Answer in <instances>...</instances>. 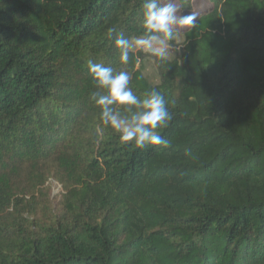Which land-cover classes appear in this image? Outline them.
<instances>
[{
    "label": "trees",
    "instance_id": "16d2710c",
    "mask_svg": "<svg viewBox=\"0 0 264 264\" xmlns=\"http://www.w3.org/2000/svg\"><path fill=\"white\" fill-rule=\"evenodd\" d=\"M143 4L0 0V264H264V0H208L178 57L122 64ZM89 61L164 95L167 148L102 123Z\"/></svg>",
    "mask_w": 264,
    "mask_h": 264
},
{
    "label": "clouds",
    "instance_id": "9594fccd",
    "mask_svg": "<svg viewBox=\"0 0 264 264\" xmlns=\"http://www.w3.org/2000/svg\"><path fill=\"white\" fill-rule=\"evenodd\" d=\"M179 13L175 0H144L143 34L132 38L120 34L115 39L120 62L127 64L130 51L134 49L164 60L171 50L168 41L175 40L178 35L174 27L183 28L196 21L192 14L183 16ZM88 72L98 89L91 94V99L100 108V118L105 126L118 133L123 142H134L138 147L161 145L167 148L168 141L156 131L172 118L160 91H146L140 98L129 87L131 77L127 71L89 61Z\"/></svg>",
    "mask_w": 264,
    "mask_h": 264
},
{
    "label": "rangeland",
    "instance_id": "374dc122",
    "mask_svg": "<svg viewBox=\"0 0 264 264\" xmlns=\"http://www.w3.org/2000/svg\"><path fill=\"white\" fill-rule=\"evenodd\" d=\"M175 4H176L177 8L180 9V13H179L180 15L187 16V15H191L192 14V15H194L196 17L197 13H199L200 11H203V10L206 9V7L208 5V0H195L194 1V4H195V13L194 14L193 13L183 12L181 10L180 5H179L177 0H175ZM189 26H186V27H189ZM186 27H183V28H186ZM174 28H176V27H174ZM177 29H180V28H177ZM170 49H171L170 53H169V55L167 57H169L171 59L175 58L176 56L178 57L179 54H177V53L181 52V47L179 45L176 48H171L170 47ZM134 50L137 51L138 49H134ZM146 54H148V53H146ZM140 68L142 70H144V72L150 77H152L153 74L155 75V73H156L155 67L153 66V64L149 60H146L145 62H142L140 64ZM48 185L50 186V189H51V194H50L51 198H56V197L59 198L64 193L63 186L60 183H58L57 181H55L53 178L50 179Z\"/></svg>",
    "mask_w": 264,
    "mask_h": 264
}]
</instances>
